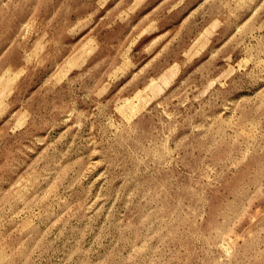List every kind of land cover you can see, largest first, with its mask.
Returning a JSON list of instances; mask_svg holds the SVG:
<instances>
[{"label":"rangeland","instance_id":"374dc122","mask_svg":"<svg viewBox=\"0 0 264 264\" xmlns=\"http://www.w3.org/2000/svg\"><path fill=\"white\" fill-rule=\"evenodd\" d=\"M0 264H264V0H0Z\"/></svg>","mask_w":264,"mask_h":264}]
</instances>
